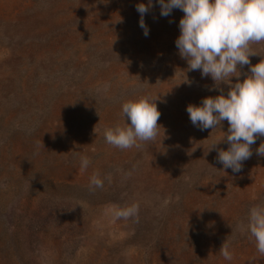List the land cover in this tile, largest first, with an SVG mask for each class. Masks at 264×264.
Instances as JSON below:
<instances>
[{
  "label": "rangeland",
  "instance_id": "rangeland-1",
  "mask_svg": "<svg viewBox=\"0 0 264 264\" xmlns=\"http://www.w3.org/2000/svg\"><path fill=\"white\" fill-rule=\"evenodd\" d=\"M139 3L0 0V264H264L237 227L264 203V137L241 172L223 169L228 144L210 148L227 121L201 131L185 110L220 93L178 54L183 12L162 17L153 0L145 37ZM250 47L255 65L264 43ZM141 96L157 99L156 138L106 143L121 104Z\"/></svg>",
  "mask_w": 264,
  "mask_h": 264
},
{
  "label": "clouds",
  "instance_id": "clouds-1",
  "mask_svg": "<svg viewBox=\"0 0 264 264\" xmlns=\"http://www.w3.org/2000/svg\"><path fill=\"white\" fill-rule=\"evenodd\" d=\"M155 3L162 17L170 16L173 9L183 12L178 24L179 36L174 41L178 54L186 61L189 71L199 70L202 78L209 77L213 81L209 91L220 93L202 98L198 105L186 106L191 124L201 131L213 130L226 120L227 133L222 132L223 139L210 150L226 142L227 150L217 149V162L223 169L241 172L243 162L253 154L251 145L264 137V58L255 65L249 60L250 56H259L250 45L264 43V0H155ZM152 5L153 0H148L147 5H135L145 37L149 29L143 16ZM245 65L248 72L242 73L240 69ZM232 78H236L235 83ZM220 84L229 86L226 94L218 87ZM156 100L141 96L124 101L121 104L123 122L103 129L105 142L125 150L153 141L161 128L157 124L161 114ZM256 153L264 157V143ZM89 164L90 159L81 156V171L87 170ZM90 184L102 186L95 175L90 178ZM134 212L132 208L117 215ZM237 227L250 235L257 252L264 256V203L250 206L246 223ZM220 250L225 260L232 259L227 245Z\"/></svg>",
  "mask_w": 264,
  "mask_h": 264
}]
</instances>
